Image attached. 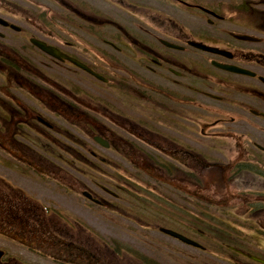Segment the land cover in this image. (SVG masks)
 I'll use <instances>...</instances> for the list:
<instances>
[{
  "label": "flooded vegetation",
  "instance_id": "1",
  "mask_svg": "<svg viewBox=\"0 0 264 264\" xmlns=\"http://www.w3.org/2000/svg\"><path fill=\"white\" fill-rule=\"evenodd\" d=\"M96 2L15 0L9 4L22 23L0 17V169L12 175L0 174V264H31L16 256L15 243L19 250L48 255L59 264H123L122 249L105 247L103 240L95 243L96 234L68 209L77 207L79 199L101 206L119 217L116 227L129 237L135 220L147 214L131 209L134 186L169 187L172 228L201 246L178 241L187 250L163 264H264V144L240 133L254 129L253 123L264 125V0H115L121 9L139 11L133 18L157 36L142 26L141 34L126 30L102 15ZM50 3L58 10L52 11ZM172 7L186 13L188 26L150 11ZM196 23L205 25L197 29ZM206 24L220 26L226 39L216 40L223 43L215 42ZM13 33L19 41L7 46L4 40ZM32 39L56 48L66 59H57ZM196 42L213 50L195 47ZM186 50L210 55L211 70L246 80L217 76L184 56ZM61 65L70 70L58 76ZM186 75L211 86V93L196 95L208 100V108L188 97ZM189 106L204 118L198 126L210 143L220 150L226 140L234 142V158L221 162L218 156L192 152L189 132L195 122ZM77 128L121 164L89 145L81 152L74 137ZM97 163L111 169L110 176ZM194 166L218 172L219 199L195 191ZM203 197L215 212L200 208L207 217L199 222L196 200ZM187 214L194 215L189 222L183 219ZM152 226L147 222L144 228ZM133 252L124 251L131 263L153 264Z\"/></svg>",
  "mask_w": 264,
  "mask_h": 264
},
{
  "label": "rangeland",
  "instance_id": "2",
  "mask_svg": "<svg viewBox=\"0 0 264 264\" xmlns=\"http://www.w3.org/2000/svg\"><path fill=\"white\" fill-rule=\"evenodd\" d=\"M12 1H15V0H0V17L9 19L12 22L14 21L16 24L20 25L22 22L17 20L16 17H14L11 4H9V2H12ZM114 2L115 0L114 1L112 0L109 2H105V1L102 2L100 0H97L96 4L99 6L98 10L101 12L102 15L109 17L110 19L114 20V22H119L128 31H133V32H136V34L138 33L141 34L140 30L138 29V26H142V28L144 29L146 28L142 25V23L137 21V19L133 18V13L135 14V16H138L140 14L139 11L138 13L132 12L128 10L127 7L121 9L118 6H115L116 3L114 4ZM15 3H19L20 7L26 6L27 10H29L30 8L28 5L21 3L20 1L18 2L16 1ZM56 6L57 5L50 3V9L52 11L58 10ZM150 11L153 12L155 15H157V17L164 16V17H169L171 19L174 18L176 21H180L181 25L183 26L184 24L186 26H188L189 24L186 22L187 19H185L187 18L185 17L186 13L182 11L181 9L172 7V8H166V9H160V10H150ZM21 12L23 13L22 10ZM145 18L149 19V17H145ZM204 25L205 23L195 24L197 29H200V27ZM206 28L211 30L209 31L208 34L211 36L212 34H214L215 38L214 37L213 38L215 39V42L219 44L220 40L218 41L216 39H221L222 37H224V35H222L219 30L220 26L218 25L216 27L215 25H213L211 27L208 24H206ZM146 30L147 32H149V35L150 34H153L155 36L159 35L156 32L152 31L151 29H146ZM54 33H56L55 30H54ZM103 33L107 35L111 34L110 29H104ZM59 34H61V31H59L58 35ZM7 38L8 39L4 40L7 46H14L15 43L13 45V42H15L16 40L19 41V38L14 33L11 34V36H8ZM223 39H226V38L224 37ZM184 56L189 57L190 60L193 62L202 63L208 70H210L211 72H214V74L217 76L223 75V76H227L231 78L233 77V80L237 83H241V82L243 83L244 82L243 80H246L238 76L225 74L221 71L218 72V71L211 70V67L208 63V58L210 57V55H207L203 52H199L197 50L196 51L186 50L184 52ZM68 70L70 69H68L67 66L61 65V67L58 68L57 75L60 76L62 73H65ZM61 83L64 85H69V83H67L66 81H61ZM186 87H187V95L188 97L193 98V103H195L196 105L198 103H202V105L206 106L205 108H208V105H207L208 100L201 98V97H197L196 95L199 92H204V91L211 93L212 92L210 91L211 86L201 85L198 80L194 79V77L186 75ZM232 91L234 90L232 89ZM188 110L190 111L189 113L190 120L192 118V120L195 122V123L191 122L190 124L191 130L189 132L190 133L189 134V144L191 146L192 152L196 153L197 155L203 154L205 156L209 155L211 157L218 156L221 162L231 160L232 158H234L237 152L233 153L230 151L232 146L234 145V142L230 139L223 142V146L220 149L222 151L221 152L219 150V147H215V145L213 143H210L209 140H207L200 132L198 125H200L204 120L201 113L198 111V114L196 115L197 110L195 108H191L190 106L188 107ZM253 125H254V129H252L251 131L246 130V129L244 131H240V133L244 136L243 139L250 138V139H253L254 141H260L261 143L264 144V125H262L261 123H257V122L253 123ZM86 132L87 131L85 129H80V128H77L76 131L74 132V137L78 139L79 149L81 152H82V147L84 145L85 146L89 145L91 148H94L97 151H99L103 155V157H106L110 159L111 161H115L118 164H121L120 159H118L117 157H114L108 154L107 152H104V150L102 149L95 148L93 146V143L89 141L90 138L87 137ZM97 164L100 165V171L105 175V177L110 176V173L112 172L111 169L108 170L106 166L101 165L100 163H97ZM80 167L84 168L83 165H80ZM0 172H1L0 173L1 175L7 178H10V176H12L5 169H0ZM194 172H195V177H196V180L194 183L195 191L198 194H204L206 196V199L208 198L209 195L214 196L212 199L214 198L219 199L220 195L217 189L218 185H220V183L217 181V179L219 178L218 172L214 171L212 174L208 170L204 171L203 167L201 168L195 167ZM89 173L93 174V176L97 180L102 179L106 181V178L101 176L100 174L99 175L94 174L90 171ZM27 174H30V172L27 171ZM213 183L216 184V188L214 187ZM49 186H51V184ZM146 187L150 188L151 191ZM146 187L144 188L141 186H134V188H131L130 190V199H131L132 204H134L133 207L131 206V209H133L134 214H138L142 212L147 213V214L146 216H144L143 219L135 220L136 223L133 224L134 232L129 237L121 236V233L119 230H122V229L119 227H116V223H117L116 217L119 218L118 216H116L113 212L111 213L107 210H104L101 206L99 207L97 205L88 203L85 200L83 204L82 200L79 199L77 207L69 208L68 209L69 212L74 213L75 216L71 214L69 215L80 220V222L84 225V227L87 228L88 232L92 231L96 234V237H98V239H93L95 243H99L102 239H104L106 240V242L111 241L114 247L118 246L119 249H122L120 255H121V261L123 264H134L135 262L134 261L131 263L128 256L124 253V251L130 250V249L134 251L133 254L136 257L137 256L139 257V254H144L147 257L155 260L157 264L166 263L167 262L166 258L168 257L176 258L178 255H182L183 251L187 250L186 248L182 247L178 243L179 240L177 241L176 239L172 237L166 236L158 230V227H159L158 225L165 226L168 228L176 227V225H174V222H173L175 214L172 213L171 211L174 208V204L172 202V198H173L172 190L169 187L167 188L166 186L165 187L163 186L161 189H158V188L154 189L153 186H146ZM36 191L37 189L34 188V189H31V191H28V193L29 194L30 192L35 193ZM135 191L140 192V193H137ZM196 201H197L198 215L202 217L204 213L202 214L199 211L200 208L198 207L201 206V203L203 201H206L205 197L201 198L200 202L198 199ZM135 202H137L138 204H136ZM140 205H142L145 209H140ZM213 207L212 209H215V207L214 208ZM163 211H166L168 213L170 212L173 216L165 217L167 213L163 214ZM210 212L214 213L215 211L210 210ZM192 217H194L193 214L192 215L187 214L183 216V219L184 220L187 219V222H189L190 218ZM147 222H150L153 226L145 229L144 227L147 224ZM83 241L87 242V240H83ZM18 246L19 245L15 243V248L16 250H18L14 252L16 256H19L26 260H30L31 264H59V263H54L53 261H51L48 255L38 256L35 253H32L31 251L26 249L25 247H23L22 250L21 248L19 250ZM106 246L108 247L110 245H105V247ZM190 264L192 263L190 262ZM218 264H222V263L219 262Z\"/></svg>",
  "mask_w": 264,
  "mask_h": 264
},
{
  "label": "water",
  "instance_id": "3",
  "mask_svg": "<svg viewBox=\"0 0 264 264\" xmlns=\"http://www.w3.org/2000/svg\"><path fill=\"white\" fill-rule=\"evenodd\" d=\"M34 43L35 44H37L40 48H43L46 52H50V53H52V54H54L55 56H58V52L56 51V50H54V49H52V48H46L41 42H39V41H34ZM209 50H211L212 48H209V47H207ZM164 232H166V233H168V234H171L172 236H175V237H177V238H179V239H183L184 241H186V242H189V243H191V241H189V240H187L184 236H180L179 234H177V233H175V232H173V231H171V230H166V229H162Z\"/></svg>",
  "mask_w": 264,
  "mask_h": 264
}]
</instances>
